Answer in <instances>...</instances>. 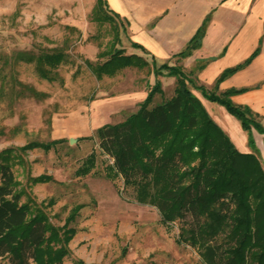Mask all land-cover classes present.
Masks as SVG:
<instances>
[{
    "label": "trees",
    "instance_id": "16d2710c",
    "mask_svg": "<svg viewBox=\"0 0 264 264\" xmlns=\"http://www.w3.org/2000/svg\"><path fill=\"white\" fill-rule=\"evenodd\" d=\"M90 13L98 19H107L112 27L107 45L96 50L104 56L94 60L84 58L95 74L124 63L148 62L140 52L125 50L115 43L118 33L114 18L120 16L108 7L106 0H93ZM208 13L202 15L172 54H185L199 43ZM130 42L141 46L136 40ZM256 48L254 45L241 59L221 66L209 86L193 75L203 56L186 69L178 61L155 62L151 58L149 69L154 76L146 81L136 106L117 119L102 120L94 126L98 145L110 155L104 171L111 175L118 173L121 183L130 186L133 198L154 204L160 220L168 221L179 215L176 237L194 244L206 264H264L263 165L253 147L240 148L233 142L191 88L197 86L203 95L236 115L246 140L253 146L251 126L264 132V123L257 110L229 96L230 91L244 84L217 88L216 82L246 61ZM13 55L31 60L39 74L48 76L51 66L67 58V51L53 44L36 49L18 47ZM163 71L174 74L172 90L150 102L153 91L161 89L157 73ZM61 137L59 134L46 139L28 138L14 146L19 149L35 143L47 146ZM9 147H0V264H52L54 260L58 264H113L81 256L61 262L74 229L68 220L81 202H71L62 221L54 223L42 207L19 199L20 190L6 157ZM93 157L94 149L90 147L74 166L75 170H86ZM49 175L38 171L30 178Z\"/></svg>",
    "mask_w": 264,
    "mask_h": 264
},
{
    "label": "rangeland",
    "instance_id": "374dc122",
    "mask_svg": "<svg viewBox=\"0 0 264 264\" xmlns=\"http://www.w3.org/2000/svg\"><path fill=\"white\" fill-rule=\"evenodd\" d=\"M92 1L0 0V147L10 146L6 157L20 190L19 199L42 207L54 223L62 221L71 202H81L68 220L74 229L61 262L81 256L113 264H206L194 244L176 237L179 215L160 220L154 204L133 198L130 186L121 183L118 173L104 171L110 155L98 145L94 126L124 114L137 100L119 111H103L102 104L125 87H146L150 57L146 64L124 63L95 74L84 58L104 56L96 50L107 45L112 27L107 19L90 15ZM114 20L115 43L126 49L123 21L120 17ZM53 44L63 47L67 58L51 66L48 76L39 74L31 60L13 55L18 47L36 49ZM173 75L157 73L163 87L153 91L150 102L170 91L168 81ZM191 88L220 125L225 127L217 117L225 114L231 119L230 128L244 130L237 116L221 103L203 95L197 86ZM241 130L231 134L227 129L238 147L254 148L264 168V132L251 126V146ZM84 132L90 134L79 135ZM59 134L63 137L47 146H14L28 138ZM90 147L94 149L93 162L86 170L76 171L74 166ZM38 171L50 175L31 179ZM52 264L58 263L54 260Z\"/></svg>",
    "mask_w": 264,
    "mask_h": 264
},
{
    "label": "crops",
    "instance_id": "0c3cea01",
    "mask_svg": "<svg viewBox=\"0 0 264 264\" xmlns=\"http://www.w3.org/2000/svg\"><path fill=\"white\" fill-rule=\"evenodd\" d=\"M106 2L108 7L117 11L123 21L125 50L138 51L155 62L163 59L178 61L182 66H191L199 56H203L202 63L193 70L196 80L204 79L211 83L221 66L241 59L257 45L256 50L246 61L219 77L216 84L217 88L244 84L243 87L230 91L229 96L233 100L244 101L257 110L259 119L264 123V0H106ZM206 11L209 13L199 43L185 54H172L171 51L184 42ZM130 39L140 42L141 46L131 43ZM153 76L150 69L147 81H151ZM173 78L174 75L168 81L171 83L168 93L172 90ZM160 87L162 90L163 85L160 84ZM145 88V85L140 88L125 87L114 94L117 96L109 98L110 101L102 104V110L119 111L131 104L133 99L141 98ZM216 110L218 111L217 107ZM209 114L214 118V114L210 112ZM217 118L223 120L225 127L214 118L233 140V135L231 136L233 131L240 132L241 129L230 128L228 124L231 119L225 114L224 118L220 115ZM241 131L244 133L243 129Z\"/></svg>",
    "mask_w": 264,
    "mask_h": 264
},
{
    "label": "water",
    "instance_id": "95a60500",
    "mask_svg": "<svg viewBox=\"0 0 264 264\" xmlns=\"http://www.w3.org/2000/svg\"><path fill=\"white\" fill-rule=\"evenodd\" d=\"M70 137H72V135H70Z\"/></svg>",
    "mask_w": 264,
    "mask_h": 264
}]
</instances>
